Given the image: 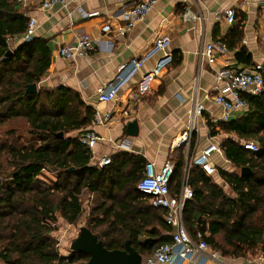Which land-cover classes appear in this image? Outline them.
I'll list each match as a JSON object with an SVG mask.
<instances>
[{"label": "trees", "instance_id": "1", "mask_svg": "<svg viewBox=\"0 0 264 264\" xmlns=\"http://www.w3.org/2000/svg\"><path fill=\"white\" fill-rule=\"evenodd\" d=\"M24 13L18 0H0V128L25 120L32 138L22 143V136L6 129L0 142V260L4 264L87 262L88 256L79 252L61 257L51 236L59 217L69 225L80 220L86 194L103 199L90 208L86 227L105 248L124 250L129 242L143 258L152 255L171 242L172 230L164 211L153 208L150 196L136 188L142 177L140 165L132 161L135 165L127 173V161L111 160L102 168L91 165V151L78 137L95 113L70 88L40 87L37 94L27 93L28 86H39L51 65V53L46 41L36 38L11 46L13 39L25 36L29 19ZM247 100V117L221 128L241 139L257 140L258 151L245 150L232 140L225 141L222 150L236 169L249 168L252 174L219 169L229 187L226 193L199 168L191 171L193 198L184 209L190 237L231 258L264 253V92ZM74 132L76 136L71 135ZM60 133L63 138L57 136ZM178 165L179 176L182 157ZM46 170L56 178L50 184L40 180Z\"/></svg>", "mask_w": 264, "mask_h": 264}, {"label": "crops", "instance_id": "2", "mask_svg": "<svg viewBox=\"0 0 264 264\" xmlns=\"http://www.w3.org/2000/svg\"><path fill=\"white\" fill-rule=\"evenodd\" d=\"M138 1L79 0L68 9L60 4L45 9L44 0H18L25 16L37 21L32 38L46 41L50 48L51 65L39 85L48 89L60 86L70 88L87 106L93 108L94 119L85 131L96 132L101 141L90 150L91 165L102 168L99 166L100 160L109 157L118 164L127 161L124 170L127 173L131 164L135 165L132 161H136L140 165L139 174H143L147 161L160 166L167 159L172 160L175 173L170 188L171 193L177 194L186 178L189 183V173L197 169L193 165L194 160L203 148L214 143L221 153L211 155V163L216 170L211 177L228 193L229 187L221 179L219 169L240 174L241 170L225 158L223 143L232 140L243 147L244 143L257 145V140L241 139L221 128L222 125L245 119L248 113L232 114L229 121L216 125L211 123L213 117L222 114L215 97L223 83L216 79L215 72L221 65L242 69L264 62V0H160L145 19L127 33L115 38L100 33L104 23L114 27L124 26L122 13ZM185 8H190L202 20L184 23L181 16ZM230 8L236 12L232 24L226 21L224 13ZM90 13L97 15L83 17V14ZM84 33L95 38L94 52L76 60L52 56L58 46L73 45L77 37ZM163 35L170 39L167 52L174 56V60L151 81L148 92L140 101L131 100V91L141 76L153 70L164 55L162 51L153 52L145 60L115 100L99 101L98 90L106 86L131 60L149 53L156 38ZM15 40L18 42L15 43ZM23 40L22 36L10 43L16 46ZM210 42L225 43L229 49L227 55L217 56L215 65L208 64L199 55L202 47ZM196 104L204 107L200 116H192ZM97 115L100 118L110 115V119L103 125L97 124ZM131 122L137 123L136 136L128 133ZM77 133L71 135L76 136ZM185 133L187 140L184 142ZM121 142L126 143L129 149L117 148L116 144ZM181 157L183 166L178 176V160ZM102 201L97 195L86 194L88 207L99 206ZM217 253L218 260H208L206 264H264V253L239 258ZM204 257L206 254H197L184 264H199Z\"/></svg>", "mask_w": 264, "mask_h": 264}, {"label": "built area", "instance_id": "3", "mask_svg": "<svg viewBox=\"0 0 264 264\" xmlns=\"http://www.w3.org/2000/svg\"><path fill=\"white\" fill-rule=\"evenodd\" d=\"M79 0H44L43 7L51 9L55 4H60L63 8L68 9L71 4ZM160 0H139L136 4L126 9L121 17L125 23L124 26L114 27L110 23H104L100 28V33L117 37L121 34L132 30L139 22L155 8ZM225 19L229 24L235 21L236 12L234 9H228L225 12ZM97 13L83 14L84 18H90ZM181 19L184 23H195L202 18L194 13L190 8H185ZM37 21L30 19L27 25L24 40L32 39ZM170 39L168 36H158L154 42L153 48L142 58L131 60L123 66L115 77L103 88L98 90V99L101 102H110L117 98L122 87L139 71L145 60L155 51H162L163 57L158 60L157 64L147 74L141 76L136 87L131 91V100L139 102L140 99L148 92L151 81L159 76L172 61V55L167 52ZM96 40L90 34H81L77 37L73 45L58 46L52 56L60 57L66 60H76L85 57L94 52ZM229 53L225 43L210 42L205 44L199 52L200 57L206 59L208 64L215 65L217 56H224ZM264 62L256 63L253 67L239 69L229 65H221L216 69L215 76L218 81L223 83L219 89L215 103L221 108L220 117H213V125L220 122L229 121L232 114L249 112L248 97L254 98L264 92ZM204 111L202 105L196 104L192 110V116H200ZM110 115L100 118L96 117L97 124H105L109 121ZM184 142L187 140V134H184ZM78 141L82 146L89 150L93 149L101 141V137L94 131H84ZM119 149H129L124 143H117ZM243 148L252 152L258 151V146L254 143H244ZM221 153L219 147L214 144H208L201 154L194 160L193 165L199 168L206 176H213L216 172L211 163V155ZM111 163L109 157H103L99 166H108ZM174 164L172 160L167 159L162 165L158 166L152 161H147L144 165L142 177L137 183V190L140 193L150 196V204L153 208L164 211V220L171 228V242L159 246L152 255L143 258L142 264H184L191 261L197 254H206L199 264H206L208 260H218V253L213 251L209 245L202 240H193L184 224V209L188 201L193 198V191L189 186L187 178L182 183L179 193H171V181L174 175ZM210 253H206L209 252ZM208 254V255H207Z\"/></svg>", "mask_w": 264, "mask_h": 264}, {"label": "water", "instance_id": "4", "mask_svg": "<svg viewBox=\"0 0 264 264\" xmlns=\"http://www.w3.org/2000/svg\"><path fill=\"white\" fill-rule=\"evenodd\" d=\"M10 54V52L8 53ZM36 84L27 87L28 94H37ZM128 133L136 136L138 133L137 123L131 122L128 125ZM63 138V134L57 135ZM69 171H73V168ZM252 173L249 168L241 169V176H250ZM72 252H79L88 256V261L79 264H142L143 257L126 242L124 250H108L102 241L98 240L89 228L83 226L79 229L77 237L70 245Z\"/></svg>", "mask_w": 264, "mask_h": 264}, {"label": "rangeland", "instance_id": "5", "mask_svg": "<svg viewBox=\"0 0 264 264\" xmlns=\"http://www.w3.org/2000/svg\"><path fill=\"white\" fill-rule=\"evenodd\" d=\"M10 44L12 47L15 46L13 42ZM38 88H40V85L38 86ZM29 104H32V100H30ZM6 129H14L20 136H22L23 138L22 143L28 142L32 139L30 136H28L29 129L25 120H14L9 122L3 128L1 127L0 142L4 140L3 133ZM40 180L45 184H50L51 183L50 181L56 180V178L52 172L46 170L43 171L42 176H40ZM83 199H84L85 212L76 224L69 225L62 218L59 217L58 222L56 223V225H54L55 229L52 232L51 236L57 243V249L61 257L67 258L71 255L72 251L70 249V245L72 241L77 237L79 233V229L83 226L86 227L88 224V213L90 212L91 206L88 207L86 203V195H84ZM0 264H4V263L0 260Z\"/></svg>", "mask_w": 264, "mask_h": 264}]
</instances>
